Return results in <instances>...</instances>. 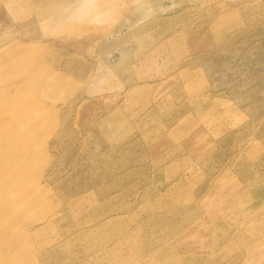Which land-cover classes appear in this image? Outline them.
I'll return each instance as SVG.
<instances>
[{
    "label": "rangeland",
    "instance_id": "1",
    "mask_svg": "<svg viewBox=\"0 0 264 264\" xmlns=\"http://www.w3.org/2000/svg\"><path fill=\"white\" fill-rule=\"evenodd\" d=\"M0 264H264V0H0Z\"/></svg>",
    "mask_w": 264,
    "mask_h": 264
}]
</instances>
